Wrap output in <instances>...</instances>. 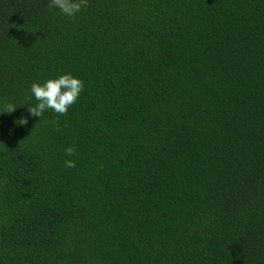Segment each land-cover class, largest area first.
I'll return each mask as SVG.
<instances>
[{"label":"trees","instance_id":"trees-1","mask_svg":"<svg viewBox=\"0 0 264 264\" xmlns=\"http://www.w3.org/2000/svg\"><path fill=\"white\" fill-rule=\"evenodd\" d=\"M48 3L0 0V264H264V0Z\"/></svg>","mask_w":264,"mask_h":264},{"label":"clouds","instance_id":"clouds-1","mask_svg":"<svg viewBox=\"0 0 264 264\" xmlns=\"http://www.w3.org/2000/svg\"><path fill=\"white\" fill-rule=\"evenodd\" d=\"M87 3L88 0H49L48 8L59 9L65 17L75 19L87 7ZM83 90V81L72 73H64L45 79L43 82H33L30 85V93L37 103L27 110L29 114L38 118L49 109L53 113L65 115L78 102ZM16 108L14 103L9 102L0 114H11ZM15 123L22 126L27 123V119L21 117ZM64 152L68 157L75 155V149L72 147L65 148ZM63 166L73 169L76 166V160L64 159Z\"/></svg>","mask_w":264,"mask_h":264}]
</instances>
